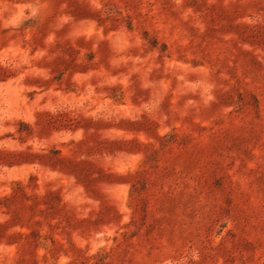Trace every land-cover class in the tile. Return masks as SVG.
Listing matches in <instances>:
<instances>
[{
  "label": "rangeland",
  "instance_id": "374dc122",
  "mask_svg": "<svg viewBox=\"0 0 264 264\" xmlns=\"http://www.w3.org/2000/svg\"><path fill=\"white\" fill-rule=\"evenodd\" d=\"M0 264H264V0H0Z\"/></svg>",
  "mask_w": 264,
  "mask_h": 264
}]
</instances>
